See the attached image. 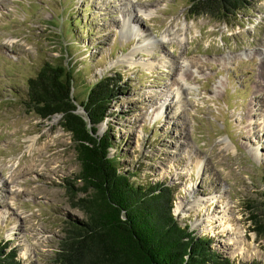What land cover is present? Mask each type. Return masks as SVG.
<instances>
[{
    "label": "rangeland",
    "instance_id": "obj_1",
    "mask_svg": "<svg viewBox=\"0 0 264 264\" xmlns=\"http://www.w3.org/2000/svg\"><path fill=\"white\" fill-rule=\"evenodd\" d=\"M190 4L0 0V243L25 263L57 264L66 221L84 219L61 117L23 104L26 81L49 62L74 71L77 105L114 79L122 89L98 129L110 155L133 182L171 188L176 220L222 256L264 264L254 231L264 222V0L224 20L192 16Z\"/></svg>",
    "mask_w": 264,
    "mask_h": 264
},
{
    "label": "trees",
    "instance_id": "obj_2",
    "mask_svg": "<svg viewBox=\"0 0 264 264\" xmlns=\"http://www.w3.org/2000/svg\"><path fill=\"white\" fill-rule=\"evenodd\" d=\"M255 1L191 0L190 13L224 20L248 10ZM73 72L59 64L43 63L36 75L26 81L27 98L23 102L42 120L61 116L59 125L69 133L80 165L76 179L82 183L79 190L85 197L79 198L73 208L80 210L84 219L66 221L55 262L236 264L211 247V238L196 236L179 224L173 215L171 188L162 183L133 182L117 157L110 155L116 146L108 133L98 135V129L109 118L108 105L122 87L105 76L87 89L84 100L77 105L72 91ZM115 76L119 82L120 75ZM77 106L84 115L77 113ZM254 224L256 234L264 237V222L255 219ZM0 264L27 263L18 258L16 248L3 241Z\"/></svg>",
    "mask_w": 264,
    "mask_h": 264
},
{
    "label": "bare ground",
    "instance_id": "obj_3",
    "mask_svg": "<svg viewBox=\"0 0 264 264\" xmlns=\"http://www.w3.org/2000/svg\"><path fill=\"white\" fill-rule=\"evenodd\" d=\"M124 21H126L127 23H126V25H128L129 23H132V20H131V18L130 17H127ZM129 22V23H128ZM143 42H146V40H147V38L146 39H144V37H143ZM149 42V41H148ZM202 167V166H201ZM209 201V200H208ZM218 201V200H217ZM216 201V202H217ZM196 205L197 206H199L198 205V202H196ZM182 207H185L184 205H182V204H180L179 206H178V209H180V208H182Z\"/></svg>",
    "mask_w": 264,
    "mask_h": 264
},
{
    "label": "water",
    "instance_id": "obj_4",
    "mask_svg": "<svg viewBox=\"0 0 264 264\" xmlns=\"http://www.w3.org/2000/svg\"><path fill=\"white\" fill-rule=\"evenodd\" d=\"M77 108H78V109H77V113H78V110H79V106H77ZM81 110H82V109H81ZM82 111H83V110H82ZM78 114H79V113H78ZM53 117H54V116H53ZM60 117H61V116H60Z\"/></svg>",
    "mask_w": 264,
    "mask_h": 264
}]
</instances>
